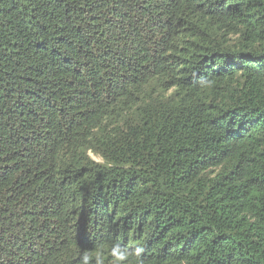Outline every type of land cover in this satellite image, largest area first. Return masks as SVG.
I'll return each instance as SVG.
<instances>
[{
  "label": "trees",
  "instance_id": "16d2710c",
  "mask_svg": "<svg viewBox=\"0 0 264 264\" xmlns=\"http://www.w3.org/2000/svg\"><path fill=\"white\" fill-rule=\"evenodd\" d=\"M116 246L264 264V0H0V264Z\"/></svg>",
  "mask_w": 264,
  "mask_h": 264
},
{
  "label": "clouds",
  "instance_id": "9594fccd",
  "mask_svg": "<svg viewBox=\"0 0 264 264\" xmlns=\"http://www.w3.org/2000/svg\"><path fill=\"white\" fill-rule=\"evenodd\" d=\"M143 252V248L137 247L135 249V255L139 257ZM113 255L116 257V261L118 264H122V262L128 259V252L127 250L121 249L119 246H116L113 250ZM85 264H88V258L84 257ZM142 264V261L140 262Z\"/></svg>",
  "mask_w": 264,
  "mask_h": 264
}]
</instances>
